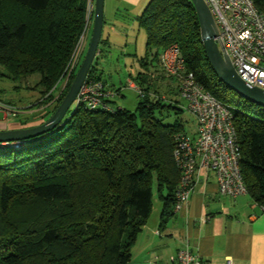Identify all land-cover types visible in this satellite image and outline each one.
I'll list each match as a JSON object with an SVG mask.
<instances>
[{
	"label": "trees",
	"instance_id": "trees-1",
	"mask_svg": "<svg viewBox=\"0 0 264 264\" xmlns=\"http://www.w3.org/2000/svg\"><path fill=\"white\" fill-rule=\"evenodd\" d=\"M93 1L0 0V76L16 81L39 75L33 87L41 93L34 104L47 110L41 122L74 77L76 69L63 88L57 86L86 16L93 18V10L87 13ZM252 1L264 16V0ZM135 19L145 43L136 58L139 70L128 78L138 89L133 111L109 96L114 112L78 104L24 146L0 148V264H127L154 190L160 224L172 215L180 177L172 157L174 135L185 131L178 121L164 122L170 109L184 111L183 101L174 99L179 79L160 63L171 44L178 46L184 70L233 109L242 179L264 212V107L217 77L190 0H149ZM99 53L97 46L94 58ZM87 78L101 81L92 63Z\"/></svg>",
	"mask_w": 264,
	"mask_h": 264
},
{
	"label": "built area",
	"instance_id": "built-area-1",
	"mask_svg": "<svg viewBox=\"0 0 264 264\" xmlns=\"http://www.w3.org/2000/svg\"><path fill=\"white\" fill-rule=\"evenodd\" d=\"M216 24L217 41L229 56L235 73L246 83L264 90V16L252 0H203ZM91 4L88 3V12ZM78 37L70 59L64 69L58 87H64L71 73L79 63L85 33L88 30V16ZM160 63L167 75L179 79L178 94L187 110L197 122L196 132L188 135L177 132L174 135L172 157L180 171L175 190L173 210L187 202L193 190L200 168L213 171L218 191L230 197L246 194L247 190L239 167L240 145L233 121V109L204 90L191 72L184 70V62L176 44L166 47L160 55ZM110 96L104 90L102 81L85 78L72 103L84 105L89 110L114 108L107 102ZM15 115L8 105L0 102V111ZM25 140L0 142V148H20ZM262 208V207H261ZM166 264H207L188 247H183L170 256ZM224 264H235L230 257Z\"/></svg>",
	"mask_w": 264,
	"mask_h": 264
},
{
	"label": "crops",
	"instance_id": "crops-1",
	"mask_svg": "<svg viewBox=\"0 0 264 264\" xmlns=\"http://www.w3.org/2000/svg\"><path fill=\"white\" fill-rule=\"evenodd\" d=\"M108 1L134 7L141 0ZM117 11L115 8L113 13ZM0 112L3 119L17 115L7 114L5 110ZM40 122L24 125L0 122V130L29 127ZM160 211L159 201L152 218H147L149 221L138 233L127 264H166L169 257L183 247H188L207 264H224L226 257L235 264H264L262 208L248 193L236 197L221 194L213 171L198 170L187 202L178 210L172 209V215L163 224H160Z\"/></svg>",
	"mask_w": 264,
	"mask_h": 264
},
{
	"label": "rangeland",
	"instance_id": "rangeland-1",
	"mask_svg": "<svg viewBox=\"0 0 264 264\" xmlns=\"http://www.w3.org/2000/svg\"><path fill=\"white\" fill-rule=\"evenodd\" d=\"M148 1L141 0L139 5L134 7L125 6L126 4L116 5L110 3L108 0L105 1L103 24L98 44V51L100 53L92 61V64L97 68V74L101 81L108 85L113 91L112 94L115 92L113 89L120 90L122 95L117 93L111 98L113 99V103L116 106L131 111L135 109L138 101V89L128 78L130 74L135 75L139 70L136 58L143 55L145 43V33L137 26L135 17L141 12ZM92 8L93 4L89 7V12L93 10ZM115 8L118 11L113 13ZM92 22L93 18L89 19V27L85 33L82 49L79 54V63L82 61L89 43ZM104 41L107 42V45ZM38 79L39 75L36 73L16 81L0 76V102L8 105L12 111L17 112L16 116H7L4 119L0 112V122L24 125L42 119L41 116L47 110L44 112V110L42 111L39 108V104H34L41 94L39 87H33ZM128 83L131 88L128 86ZM174 99L181 101L178 96ZM74 106L75 104L72 103L69 108L72 109ZM174 112L173 109H170L167 113H164L166 115L164 122L173 123L174 121H178L186 134L193 135L197 127V122L193 115L185 109L181 113L174 114ZM158 203L157 193L154 190L152 195V211L148 219L152 218Z\"/></svg>",
	"mask_w": 264,
	"mask_h": 264
},
{
	"label": "water",
	"instance_id": "water-1",
	"mask_svg": "<svg viewBox=\"0 0 264 264\" xmlns=\"http://www.w3.org/2000/svg\"><path fill=\"white\" fill-rule=\"evenodd\" d=\"M194 6L199 23L200 40L205 51V55L217 75L231 90L242 98L264 107V90L252 86L235 73L229 56L222 46L218 44V30L213 16L203 0H190ZM104 0H94L93 22L91 35L86 52L80 62L74 77L63 96L62 100L55 108L54 112L44 121L29 127L0 130V142L22 141L36 137L58 124L69 109L76 94L81 87L89 71L93 58L97 52L103 24Z\"/></svg>",
	"mask_w": 264,
	"mask_h": 264
}]
</instances>
